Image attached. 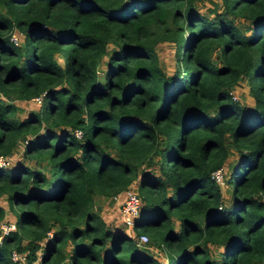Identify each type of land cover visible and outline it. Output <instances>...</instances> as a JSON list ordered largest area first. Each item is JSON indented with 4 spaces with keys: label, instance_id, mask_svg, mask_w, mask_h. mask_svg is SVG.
<instances>
[{
    "label": "trees",
    "instance_id": "16d2710c",
    "mask_svg": "<svg viewBox=\"0 0 264 264\" xmlns=\"http://www.w3.org/2000/svg\"><path fill=\"white\" fill-rule=\"evenodd\" d=\"M195 1L0 0V155L23 139L33 160L0 166V196L18 212L0 264H264V0H222L213 18ZM163 41L170 73L154 49ZM241 79L251 106L231 96ZM39 94L17 118L15 101ZM226 135L239 156L222 205L211 173ZM135 180V234L165 261L93 209Z\"/></svg>",
    "mask_w": 264,
    "mask_h": 264
},
{
    "label": "rangeland",
    "instance_id": "374dc122",
    "mask_svg": "<svg viewBox=\"0 0 264 264\" xmlns=\"http://www.w3.org/2000/svg\"><path fill=\"white\" fill-rule=\"evenodd\" d=\"M194 5L199 12H203L205 16L210 17V18H213L216 14L223 11L222 0H196L194 2ZM2 10H4V9L2 8ZM236 22H237V25H239V27H241V29L244 33H248L249 25H247L248 24L247 21L237 19ZM13 30L19 31L16 28L11 29V31H13ZM18 40L20 41V43L23 40V34L21 32L18 35ZM154 49H155V53L158 57L159 65L161 67H163V69L166 72L170 73L172 68H173V61H174V56H173L174 46H173V44L169 41L158 42L155 45ZM55 58L59 62L62 61L61 55L59 53L55 54ZM212 58L216 59V52L215 51L212 52ZM233 91H235V93H234L235 97L233 99H238L239 101H241L242 103H244L248 106L252 105L253 100H252V97L248 94V87H247V83L245 80L241 79L240 82H237L236 86L233 87ZM15 102H16V104L19 105V108L16 110V113H15V116L17 118H22L25 115H27L31 110H36L39 106V103H40V102L33 101L31 99H29V100H16ZM28 136H30V135H28ZM225 142H226V146L228 149V155H227V158L225 159V162L223 163V167H222L225 170V172L223 173L224 184H220V187H221L222 193H223L222 194V201H221L222 205H228V198L231 195L232 185L230 182H227L226 179L228 178V175L230 173V169L235 165V163L238 159V156H239V152L231 144L230 139L227 135L225 136ZM11 148L12 149L6 153V155H8V157L10 158L8 165H12L14 163L16 164L19 162L24 163L26 165H33V160L28 159L27 156L23 155V148H24V140L23 139H17ZM110 151L112 154L114 153L113 150H110ZM37 164H40V166H43V169L46 171L44 160L38 159ZM130 186L137 193L139 192L138 185H136V182H132V184ZM120 198H119V200L109 202L112 204H108L106 201H104V200H106L105 197L95 196V204L93 206V209L95 211H97L99 215H102L106 219L105 221L107 224L111 225L112 227H115L116 230L122 231L121 228L119 227L122 224L120 217H119V212H120L119 211V205H120L119 201H121ZM0 205H2L4 207V216L1 219H11V220L15 221V216L17 215L18 212L16 213L14 211L13 212L11 211V209L9 208V206H8L3 195L0 196ZM172 220H173V223H172L173 227L177 228V224H176L174 216H172ZM123 226L124 227L122 229L127 230L128 235L133 234L132 236H134V237L136 236L135 233L139 232V229H140L136 225L126 226V227H125V225H123ZM154 242H152L150 239L149 242L145 243L144 245L142 244L141 246H139V248H141L143 250H147L152 255L155 256L156 254L154 252H151L149 249H145V248H153L155 246L161 253L160 256H156L159 258L162 256V254H164V251L162 250V248L159 246L158 243H154ZM68 246L69 245L67 244L65 248L68 249L69 248ZM219 248L218 247H212L211 249H213V251H217ZM39 254H40V252H39ZM37 255H38V253H37ZM164 257H165V255H164ZM36 262H37V260H36Z\"/></svg>",
    "mask_w": 264,
    "mask_h": 264
},
{
    "label": "built area",
    "instance_id": "2783aa9c",
    "mask_svg": "<svg viewBox=\"0 0 264 264\" xmlns=\"http://www.w3.org/2000/svg\"><path fill=\"white\" fill-rule=\"evenodd\" d=\"M19 33L20 31H16V30L11 31L8 35V39L13 44H17L19 42L18 40ZM230 93L232 98H234L235 91L231 89ZM41 96H42L41 94L33 96L31 100L40 102ZM73 134L76 137H79L81 135V131L79 129H74ZM9 160L10 158L8 157V155H0V166L2 167L7 166L9 164ZM211 175L218 183L220 184L222 183L221 167L215 168L212 171ZM139 208H140V199L138 197L137 192L131 188L127 189L125 197L123 198V200L119 205L121 220L125 226H133L134 218L137 216ZM16 230L17 227L14 220L0 219V245L2 243V238L4 235H7L8 233ZM47 235L50 236L51 233L48 231ZM135 240H136V244H145L149 241V237L146 233L141 232L137 236H135ZM9 257L12 261H23L25 259V253L18 252L15 249H12L9 253ZM38 259H39V252H36V260Z\"/></svg>",
    "mask_w": 264,
    "mask_h": 264
},
{
    "label": "crops",
    "instance_id": "0c3cea01",
    "mask_svg": "<svg viewBox=\"0 0 264 264\" xmlns=\"http://www.w3.org/2000/svg\"><path fill=\"white\" fill-rule=\"evenodd\" d=\"M133 182H136V180L135 181H133ZM132 184V183H131ZM130 184V185H131ZM130 185H128L124 190H122V191H120V192H118V193H116L115 195H112V196H110V197H105L106 198V200H104V201H106L108 204H112V203H109V202H113V201H115V200H119V198H120V200L122 201L123 200V198L125 197V194H126V190L127 189H129V188H131V189H133ZM136 185H137V182H136ZM134 190V189H133ZM100 197H103V196H100ZM103 200V199H102ZM121 201H119V204H120V202ZM96 207V206H95ZM101 217H102V219L105 221L106 219L102 216V215H100ZM119 217H120V220H121V214H120V212H119ZM106 222V221H105ZM121 223H122V220H121ZM124 224L122 223L119 227L121 228V230L122 231H124L125 233H127L128 234V232H127V230H123L122 228L124 227L123 226ZM126 227V226H125ZM133 235V234H132ZM132 235H130V236H132ZM142 244H138V246H141ZM144 245V244H143ZM145 249H149L151 252H154L156 255L155 256H160V251L154 246L153 248H145ZM66 251H67V254L69 255L70 254V247L68 248V249H66ZM164 255H165V253L164 254H162V256L161 257H157L159 260H161V261H164V260H166V258L164 257ZM62 264H68V262H67V260L65 261V262H63Z\"/></svg>",
    "mask_w": 264,
    "mask_h": 264
},
{
    "label": "clouds",
    "instance_id": "9594fccd",
    "mask_svg": "<svg viewBox=\"0 0 264 264\" xmlns=\"http://www.w3.org/2000/svg\"><path fill=\"white\" fill-rule=\"evenodd\" d=\"M10 32H11V31H10ZM10 32H9V33H10ZM8 35H9V34H8ZM10 220H11V219H10ZM37 252H38V251H37ZM37 261H38V260H37Z\"/></svg>",
    "mask_w": 264,
    "mask_h": 264
}]
</instances>
